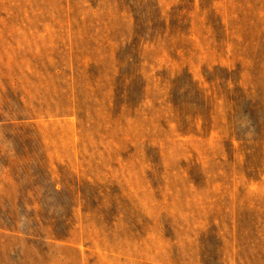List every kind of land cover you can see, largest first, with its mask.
Instances as JSON below:
<instances>
[{
  "label": "rangeland",
  "instance_id": "1",
  "mask_svg": "<svg viewBox=\"0 0 264 264\" xmlns=\"http://www.w3.org/2000/svg\"><path fill=\"white\" fill-rule=\"evenodd\" d=\"M0 264H264V0H0Z\"/></svg>",
  "mask_w": 264,
  "mask_h": 264
}]
</instances>
